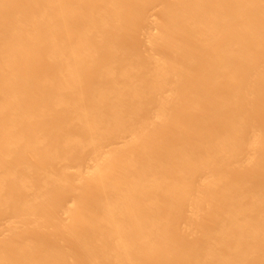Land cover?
Instances as JSON below:
<instances>
[{
    "label": "bare ground",
    "instance_id": "obj_1",
    "mask_svg": "<svg viewBox=\"0 0 264 264\" xmlns=\"http://www.w3.org/2000/svg\"><path fill=\"white\" fill-rule=\"evenodd\" d=\"M0 264H264V0H0Z\"/></svg>",
    "mask_w": 264,
    "mask_h": 264
}]
</instances>
